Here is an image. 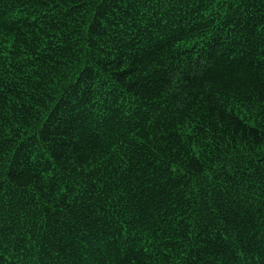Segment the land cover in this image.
I'll return each mask as SVG.
<instances>
[{"label":"trees","instance_id":"obj_1","mask_svg":"<svg viewBox=\"0 0 264 264\" xmlns=\"http://www.w3.org/2000/svg\"><path fill=\"white\" fill-rule=\"evenodd\" d=\"M0 237V264H264V0H0Z\"/></svg>","mask_w":264,"mask_h":264},{"label":"snow or ice","instance_id":"obj_2","mask_svg":"<svg viewBox=\"0 0 264 264\" xmlns=\"http://www.w3.org/2000/svg\"><path fill=\"white\" fill-rule=\"evenodd\" d=\"M2 238V237H0ZM108 255H112V253H108ZM117 260H119V264H124V261L122 258L119 257V253H118V250H117V253H116V257H115ZM102 264V262H101Z\"/></svg>","mask_w":264,"mask_h":264}]
</instances>
